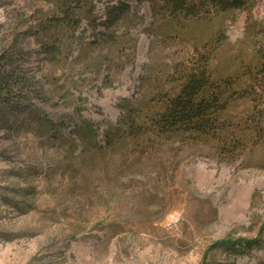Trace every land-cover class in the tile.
<instances>
[{"label": "rangeland", "instance_id": "rangeland-1", "mask_svg": "<svg viewBox=\"0 0 264 264\" xmlns=\"http://www.w3.org/2000/svg\"><path fill=\"white\" fill-rule=\"evenodd\" d=\"M93 2L64 58H47L33 28L19 43L34 104L57 126L29 125L26 113L0 124V264H264V94L251 79L262 77L264 35L245 27V11L192 20L177 35L147 1ZM113 6L125 7L114 23ZM40 7L0 0V48ZM252 11L264 24V0ZM204 61L233 85L210 135L109 146L105 131L129 108L157 109L181 70ZM252 181L244 215L225 218Z\"/></svg>", "mask_w": 264, "mask_h": 264}, {"label": "trees", "instance_id": "trees-1", "mask_svg": "<svg viewBox=\"0 0 264 264\" xmlns=\"http://www.w3.org/2000/svg\"><path fill=\"white\" fill-rule=\"evenodd\" d=\"M42 1L46 4V10L43 7L35 10L27 17L30 19V26L0 48V124L4 128L9 127V113H26L28 124H41L44 131L57 126L34 104V99L38 96L37 82L28 75V52L19 43L23 35L33 28L38 45L47 58H64L67 51H71L72 43L78 39L77 31L82 20L91 19L96 6L93 0ZM144 1L150 3L159 22L168 24L170 33L173 30L179 31L177 35L185 33L192 20L234 11L247 12L245 27L259 33V36L264 35V24L255 19L252 11L257 0H137L138 3ZM116 7L113 6L112 10L117 9ZM124 8L122 6L121 9L112 11L109 21L112 19L114 23L123 17ZM90 22L95 24L94 20ZM261 59L263 62L258 63L257 68L262 77L259 78L257 73L251 79H256V84L264 94V57ZM180 73L182 75L177 90L172 95L167 94L159 102L157 109L149 105L148 101L137 103L127 110L117 125L105 131L110 147L114 148L119 142H132L139 148L147 141L156 142L166 136L186 133L199 137L210 135V129L216 123L215 115L222 111L219 105L226 103L224 96L233 87L228 81L230 78L213 75L205 61L193 63ZM252 244L253 242L247 241L245 246Z\"/></svg>", "mask_w": 264, "mask_h": 264}, {"label": "bare ground", "instance_id": "bare-ground-1", "mask_svg": "<svg viewBox=\"0 0 264 264\" xmlns=\"http://www.w3.org/2000/svg\"><path fill=\"white\" fill-rule=\"evenodd\" d=\"M144 43L145 41H142L141 43V52L144 50L143 46H144ZM197 168H198V171L199 169L200 170H205L206 169V164L205 163H199L197 165ZM201 172V171H200ZM196 173V171H195ZM213 173V172H212ZM210 174V176L212 177L213 174ZM227 174V169H224V171L222 172V175H226ZM209 176V175H208ZM201 177V176H199ZM202 178V177H201ZM201 178H199L200 180H202ZM210 179V178H209ZM208 180V178H207ZM213 180V179H212ZM261 180V179H260ZM259 181V180H258ZM258 181H252V182H249L248 184L246 185H243L242 187H240L239 189V195L237 196V200L235 201L234 205L231 207L232 209L230 211H227V210H223V212L221 214L224 213L225 215V218L226 216H228V214L234 218L239 214H241L242 216L244 215V212H245V209L247 208V205L249 203V200H250V197H251V194H252V188L257 185ZM223 216V215H221Z\"/></svg>", "mask_w": 264, "mask_h": 264}]
</instances>
